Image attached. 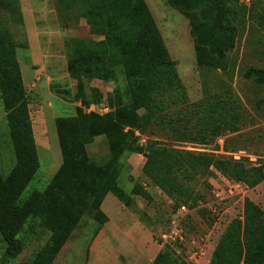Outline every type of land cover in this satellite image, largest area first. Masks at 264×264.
Here are the masks:
<instances>
[{"label": "trees", "instance_id": "1", "mask_svg": "<svg viewBox=\"0 0 264 264\" xmlns=\"http://www.w3.org/2000/svg\"><path fill=\"white\" fill-rule=\"evenodd\" d=\"M9 1L0 0V12L9 10ZM168 1L187 11L197 62L217 67V60L233 46L232 21L239 15L227 3L238 5L242 12L245 7L239 0ZM204 3L207 6L200 11L190 10ZM134 9L137 15H143L144 24L129 48L123 50L126 61L130 63L125 68V86L131 90L129 102L121 100L116 85L114 94L116 92L118 107L114 118L84 112L79 106L73 115L57 116L54 123L61 164L43 189L32 190L24 200L20 199L21 194L39 168L29 99L19 68L12 62L13 58L8 62V68L0 69L2 103L15 154L11 171L6 176L0 172V236L5 243V260L16 258L22 251L24 241L18 233L25 224L34 226L45 222V228L50 231V236L36 252L31 264H53L56 254L85 213L100 223L106 220L100 204L109 190L114 191L126 205L132 201V194L149 199L148 191L141 186H134L132 194L127 195L118 185L120 161L126 151L144 156L142 173L171 199L172 214L179 206L186 205L195 209L206 225L211 224L213 217L209 210L198 207L206 200H197L183 184V179L189 180L197 174L207 173L211 166L250 188L264 179L261 167H246L242 160L236 161L231 155L176 148L156 139L140 145L132 138L131 130H124L125 124L140 129L150 123L167 133L170 131L176 141L199 139L202 143L213 141L225 131L236 130L223 113L230 107L218 100L189 101L174 61L150 20L146 4L138 0ZM260 18H264V13ZM0 29V33H5ZM3 56L0 53V60ZM140 62L142 69L134 67L133 64ZM82 65H69L71 75L77 76L78 73L89 80L115 78L101 68H90L93 66L84 62ZM245 75L264 85V69L249 68ZM139 109H143L142 116L136 114ZM174 114L176 117L172 118ZM229 116L232 118V113ZM97 135H103L108 143V153L99 162L92 160L86 150ZM243 159L248 161L247 158ZM191 218L189 214L183 222L187 230L193 228ZM171 253L177 254L172 246H162L151 264H178ZM208 264H264V210L250 198L244 200L242 219L231 220L220 235Z\"/></svg>", "mask_w": 264, "mask_h": 264}, {"label": "rangeland", "instance_id": "2", "mask_svg": "<svg viewBox=\"0 0 264 264\" xmlns=\"http://www.w3.org/2000/svg\"><path fill=\"white\" fill-rule=\"evenodd\" d=\"M137 1L128 0L127 3L125 0L9 1L7 8L9 10L0 12V28L5 30V33H0L2 39L0 53L4 55L0 60V69L7 67L13 58L12 62L17 64L23 77L29 110L34 121L37 120L36 114L49 109L48 101L52 102L51 110L57 116L70 115L73 111L75 113L78 106L74 109V103L104 102L110 108L106 115L110 119L114 118L118 107L116 92L114 94L116 87L119 88L117 93L121 100L129 102L131 90L125 86V68L130 63L126 61L123 50L129 48L133 39L143 29L144 17L141 13L137 15L134 9ZM142 1L146 4L150 20L153 21L174 61V67L189 101L218 100L226 107H230L223 110V113L232 121L231 126L236 130L225 131L209 143H202L199 139L176 141L170 131L167 133L150 123L140 129L125 124L124 130H131L132 138L140 145L156 139L176 148L215 152L222 156H230L229 152L244 150L254 157H259V162H264V85L245 75L249 68L264 69V18H260L264 13V0H239L238 2L245 7L243 12L238 5L227 3L238 11L239 15L232 21L233 46L217 60V67L197 62L194 36L187 11L173 6L168 0ZM206 6L204 3L190 10L200 11ZM83 62L93 66L90 68H101L115 78L106 81L99 78L89 80L78 73L76 75L79 77L71 75L69 65L81 67ZM141 63L133 65L142 69ZM39 78L42 80L38 82ZM94 79L98 81H93ZM61 103L64 107L59 106ZM230 113L233 115L232 118L229 116ZM136 114L142 116L143 109L136 110ZM171 117L176 116L174 114ZM107 144L104 136L96 138L88 147L89 152L100 159L108 152ZM51 146H54L52 154L55 160L52 162L45 147L40 143L37 146L39 168L22 192L21 200H24L32 190L43 189L56 171L60 153L55 138ZM243 158L236 161L242 160L246 167H254ZM14 163L15 154L0 88L1 174L6 176ZM121 164H124V170L119 176L121 187L132 194V188L138 185L149 194V199L132 194L133 202L130 207H126L131 212L127 221L130 225H140L137 221L140 220L147 231V239L144 240L148 243L154 240L158 242L172 214V201L150 183L140 166L133 169L125 159H122ZM218 173L225 175L211 166L207 173L197 174L189 180L183 179L182 182L197 200H207L212 185L219 179ZM245 197L250 198L264 210V179L251 188ZM191 215L193 228L186 230L190 232L198 228L203 232L206 225L198 213L192 211ZM96 221L89 213L81 217L79 224L71 232L68 243L56 254L54 264H62L63 261H69L68 264H90L89 246L94 230L98 226ZM18 236L24 241L23 249L12 260H5L3 257L5 243L0 236V264H31L36 252L50 236V231L45 228V222L36 223L34 226L25 224ZM216 243L212 250L210 249L211 252L209 251V258L212 257ZM171 255L178 264H191L177 254Z\"/></svg>", "mask_w": 264, "mask_h": 264}, {"label": "crops", "instance_id": "3", "mask_svg": "<svg viewBox=\"0 0 264 264\" xmlns=\"http://www.w3.org/2000/svg\"><path fill=\"white\" fill-rule=\"evenodd\" d=\"M40 80H42V78H39L38 82ZM95 80L98 81L97 79H94L93 81ZM78 103H74V109L78 106ZM47 104V107L49 109L45 111L41 110L39 114H36L37 120L34 121L32 119V128L36 145L38 146L40 143L45 147L46 151L50 155L52 162L54 160L52 154L54 151V146H51V142L55 138L58 143L54 123V119L57 117V115H55L51 110L53 108L52 102L48 101ZM59 106L64 107L62 103ZM69 108L70 107H68V109ZM73 114L74 111L70 115ZM101 136L103 135L95 136L93 142L96 140V138H100ZM93 142L86 146L87 154L92 160L99 162L106 155L102 156V158L100 159L97 157L95 158V154L90 153L88 149V147ZM58 151L60 153V162H58L57 169L62 161L61 151L59 147ZM126 152L123 153L120 162H122V159H125L133 169H136L138 166L142 168V165L144 163V156L136 152ZM123 170L124 164H121V171L119 176H121ZM118 185L125 194L130 195V193L126 192L119 184V178ZM132 202L133 199L129 205H126L125 202L120 199L114 191L109 190L106 193L100 204V209L106 216V220L103 223L96 221L98 223V226L94 230V235L89 246L91 252L89 257L90 264H151L153 262L156 254L160 250V246L157 247V244L159 245V241L157 242L154 240L148 243V241L144 240V238L147 237V231L145 230V227L140 220H137L140 225L129 224L127 220L128 215H131V212L126 207H130ZM66 243H68V239L65 244ZM68 263L69 261H63L62 264Z\"/></svg>", "mask_w": 264, "mask_h": 264}, {"label": "built area", "instance_id": "4", "mask_svg": "<svg viewBox=\"0 0 264 264\" xmlns=\"http://www.w3.org/2000/svg\"><path fill=\"white\" fill-rule=\"evenodd\" d=\"M78 106L87 113L94 112L105 115L110 112L109 106L104 102L89 103L88 105L79 102ZM228 154L236 160L246 157L252 166L261 167L264 173V162H259V157H254V155L246 153L244 150L229 152ZM218 174L219 179L212 185L208 199L198 205V207L209 210L213 217L211 224L206 225L204 223L206 229L203 232H200L198 228L193 229L194 231H186L183 222L186 221L187 216L192 211L195 212V209L181 205L170 216L166 230L160 235V247L167 244L172 246L178 255L191 264L209 263L212 247H214L226 226L233 219H242L245 196L251 190L249 186L242 182L221 173Z\"/></svg>", "mask_w": 264, "mask_h": 264}]
</instances>
